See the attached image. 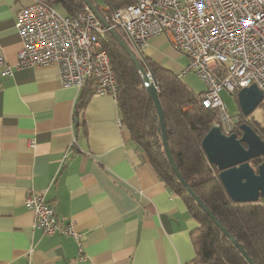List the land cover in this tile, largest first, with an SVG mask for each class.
I'll list each match as a JSON object with an SVG mask.
<instances>
[{
    "label": "crops",
    "instance_id": "crops-1",
    "mask_svg": "<svg viewBox=\"0 0 264 264\" xmlns=\"http://www.w3.org/2000/svg\"><path fill=\"white\" fill-rule=\"evenodd\" d=\"M34 1L0 0V55L12 70L0 78V264H193L199 224L137 149L116 96L93 93L78 123L82 89L63 85L57 66H16L17 12ZM145 49L182 79L193 72L165 34ZM29 192L75 223L84 259L73 238L35 227Z\"/></svg>",
    "mask_w": 264,
    "mask_h": 264
},
{
    "label": "built area",
    "instance_id": "built-area-1",
    "mask_svg": "<svg viewBox=\"0 0 264 264\" xmlns=\"http://www.w3.org/2000/svg\"><path fill=\"white\" fill-rule=\"evenodd\" d=\"M104 17L124 32L135 52L165 34L186 54L184 72L193 71L204 82L198 99L217 111L214 124L226 134L237 130L241 116L227 112L221 92L238 93L255 83L264 95V0H133ZM15 26L22 38L17 67L55 65L63 85L82 89L92 80L95 94L116 96V70L100 39L109 28L87 5L70 15L35 0L18 10ZM11 73L0 55V78ZM25 204L35 213L36 228L73 238L79 258H85L82 233L73 221L58 220L44 193L29 192Z\"/></svg>",
    "mask_w": 264,
    "mask_h": 264
},
{
    "label": "trees",
    "instance_id": "trees-1",
    "mask_svg": "<svg viewBox=\"0 0 264 264\" xmlns=\"http://www.w3.org/2000/svg\"><path fill=\"white\" fill-rule=\"evenodd\" d=\"M41 1L59 4L70 15L86 6L83 0ZM92 1L103 15L133 2L105 0L108 5L105 10L95 0ZM118 32L127 40L123 31ZM100 39L116 70V99L121 123L129 129L132 141L137 149L145 153L159 178L171 193L184 200L189 213L199 224L192 232L196 252L193 264H250L238 246L222 231L175 174L164 149L155 104L136 65L109 31L101 35ZM142 53V63L151 70L158 81V94L165 116L169 149L183 178L247 251L254 263L264 264V197L252 202L233 200L219 177L220 170L209 162L202 147L203 137L218 120L217 111L205 106L198 99L199 94H196L180 75L153 60L143 50ZM93 86L92 80H89L82 87V94L77 103L78 123L80 112L94 93ZM231 93L237 96V92ZM261 104L264 108V102ZM238 114L241 116V123H250L264 140V122L250 118V114L244 116L241 111ZM235 132L241 135L239 127ZM263 160L264 156L255 157L250 163L257 170Z\"/></svg>",
    "mask_w": 264,
    "mask_h": 264
},
{
    "label": "water",
    "instance_id": "water-1",
    "mask_svg": "<svg viewBox=\"0 0 264 264\" xmlns=\"http://www.w3.org/2000/svg\"><path fill=\"white\" fill-rule=\"evenodd\" d=\"M83 1L101 20L103 25L109 28V32L125 49L136 65L146 90L155 104L159 116V130L163 139L164 149L175 174L201 207L238 246L249 263L255 264L247 251L232 237L229 231L222 225L201 198L195 194L175 164L168 145L165 116L158 94V81L151 70L142 63L143 53L135 52L126 39L120 35L118 30L110 27L109 22L92 0ZM236 97L241 113H243L244 116H248L262 102L264 95L257 84L253 83L249 86L242 87L238 91ZM239 127L241 130L240 136L236 132L226 134L219 125L213 124L202 139V147L209 162L216 165L220 170L219 177L233 200L238 202L257 201L259 198L264 197V160L259 164L257 170L251 165L250 160L255 157L264 156V140L250 123L244 121L240 123Z\"/></svg>",
    "mask_w": 264,
    "mask_h": 264
},
{
    "label": "rangeland",
    "instance_id": "rangeland-1",
    "mask_svg": "<svg viewBox=\"0 0 264 264\" xmlns=\"http://www.w3.org/2000/svg\"><path fill=\"white\" fill-rule=\"evenodd\" d=\"M95 1L101 8L105 4V0H95ZM59 7H61V6H59ZM147 50L148 49H145L144 52L149 54L147 52ZM192 75H194V76H192ZM189 77L191 78V80H192L194 86L197 88V90H201V88L205 85V84H203L204 82H202L195 73L193 74V72H190L189 74H187L186 77H184V79L190 81ZM221 96H222L224 103L226 105L227 112L230 115H236V113H240V108L238 105L237 97L235 96L234 93H231L228 90H223L221 92ZM249 117L250 118L254 117L256 120L264 122V108H263L261 103L254 109V111L250 114Z\"/></svg>",
    "mask_w": 264,
    "mask_h": 264
},
{
    "label": "clouds",
    "instance_id": "clouds-1",
    "mask_svg": "<svg viewBox=\"0 0 264 264\" xmlns=\"http://www.w3.org/2000/svg\"><path fill=\"white\" fill-rule=\"evenodd\" d=\"M263 102V101H262Z\"/></svg>",
    "mask_w": 264,
    "mask_h": 264
}]
</instances>
